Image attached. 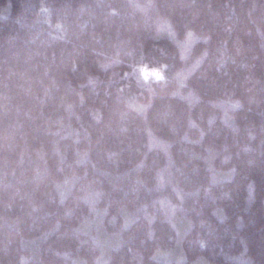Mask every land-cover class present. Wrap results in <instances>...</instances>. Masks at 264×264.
<instances>
[{"label": "trees", "instance_id": "1", "mask_svg": "<svg viewBox=\"0 0 264 264\" xmlns=\"http://www.w3.org/2000/svg\"><path fill=\"white\" fill-rule=\"evenodd\" d=\"M0 264H264V0H0Z\"/></svg>", "mask_w": 264, "mask_h": 264}]
</instances>
